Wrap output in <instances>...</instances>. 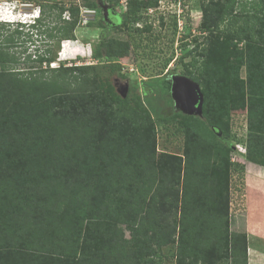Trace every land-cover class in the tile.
<instances>
[{
    "label": "trees",
    "instance_id": "trees-1",
    "mask_svg": "<svg viewBox=\"0 0 264 264\" xmlns=\"http://www.w3.org/2000/svg\"><path fill=\"white\" fill-rule=\"evenodd\" d=\"M79 1L41 4L36 25L0 40V264H247L245 219L231 231L230 176L241 168L226 145L186 125L182 153L157 162L148 113L116 110L131 100L100 91L97 62L49 68L50 42L74 41L81 9L97 8ZM159 2L126 0L122 24L149 32L146 12ZM200 9L201 43L183 57L201 62L198 77L187 75L206 127L236 138L234 117L246 115V139L236 141L264 168V0H203ZM32 30L46 49L14 52V36L37 42ZM127 48L101 36L91 57Z\"/></svg>",
    "mask_w": 264,
    "mask_h": 264
},
{
    "label": "rangeland",
    "instance_id": "rangeland-1",
    "mask_svg": "<svg viewBox=\"0 0 264 264\" xmlns=\"http://www.w3.org/2000/svg\"><path fill=\"white\" fill-rule=\"evenodd\" d=\"M57 0H0V17L3 20L12 21H28L30 15L36 13L37 6L41 4L51 3ZM64 1L66 6L70 1L77 3L79 0H58ZM97 8L91 12H81L80 23L75 31L74 41H64L57 45V41L50 42L51 50L56 53L55 62L49 65V68L58 66L69 67L71 65H94V73L97 75L100 83L98 84L100 91L107 92L111 88L114 93L120 98L126 97L131 100L128 104H115L116 110L123 112V109L128 106L135 109L139 113L146 111L154 126V139L156 145V160H160L164 155H180L184 146L183 131L186 125H197L214 137L216 141L226 145L230 149L229 161L230 164L237 163L240 169L231 171L230 176V215L235 217V226L231 231L239 230L242 217L246 214L243 209H247L252 201L250 192L257 193V187L263 185L261 178L264 174L256 171L252 163L249 164L244 158V145L237 142V138L226 137L206 127L202 116V110L198 113H184L176 107L175 100L172 97V87L175 78H188L187 72H191L192 76L198 77L201 71L200 59L192 52V56L183 57L187 52H191L195 43H201V4L203 0H160L158 7L152 9L148 17V24H151L149 32L135 33L125 28L122 24L121 15L126 11V0H94ZM243 1V0H242ZM110 6L119 16L112 17L109 14L107 18L116 24L110 25L105 20L102 24H98V20L103 18V11L100 6ZM14 7V8H13ZM13 8V9H12ZM7 16V18H6ZM65 18L67 14H64ZM162 17V24L159 22V17ZM27 23V22H26ZM8 25V26H6ZM1 38L13 34L15 29L20 28L18 22L5 24L2 26ZM225 25L222 26L224 28ZM46 29L42 27L40 31ZM23 32L27 29L23 26ZM31 40H37L34 45H30L27 36H14L17 46L12 50L16 53L23 52L25 47V55L33 54L35 49L45 50L44 34L39 36L33 32ZM37 35V36H35ZM204 35V34H203ZM103 36L105 39L117 41V43L128 45L127 54L107 59L100 52L99 60H92L91 54L94 50L99 53V40ZM196 39V42L193 41ZM20 43H24L20 44ZM182 44H186L182 47ZM30 45V46H29ZM242 47V43L239 44ZM118 50V49H117ZM192 57L196 58V62L192 61L190 66L185 68L184 65L191 61ZM24 60L23 57L20 59ZM31 67V66H28ZM32 67L39 69L38 65ZM19 68L27 70L25 65H20ZM45 68V64L41 66ZM242 78H244L242 73ZM125 91V96L122 93ZM237 128L245 127L244 119L239 117L235 119ZM238 129L236 130V132ZM242 136V132L238 133ZM237 140V141H236ZM255 169V171H254ZM255 187V190L248 189L250 185ZM256 195V194H255ZM252 201V202H251ZM251 202V203H250ZM242 208L243 211L240 212ZM255 225L262 228L263 224L255 222ZM124 238L131 237L129 231L123 226H119ZM250 228V227H249ZM247 237V264H262L260 262L251 261L252 256L263 254L264 257V241L261 240V230L257 227L246 230ZM228 264V263H227Z\"/></svg>",
    "mask_w": 264,
    "mask_h": 264
},
{
    "label": "water",
    "instance_id": "water-1",
    "mask_svg": "<svg viewBox=\"0 0 264 264\" xmlns=\"http://www.w3.org/2000/svg\"><path fill=\"white\" fill-rule=\"evenodd\" d=\"M103 11L104 19H107L110 6H100ZM110 14H114L110 12ZM120 21L119 16H116ZM125 96V91L122 97ZM172 97L175 100L176 107L184 113H198L202 107V94L196 83L186 78H175L172 87Z\"/></svg>",
    "mask_w": 264,
    "mask_h": 264
},
{
    "label": "crops",
    "instance_id": "crops-1",
    "mask_svg": "<svg viewBox=\"0 0 264 264\" xmlns=\"http://www.w3.org/2000/svg\"><path fill=\"white\" fill-rule=\"evenodd\" d=\"M242 73L244 76V70L242 71ZM239 117H242V119H244V122H245L246 115L239 116ZM239 117H234V119H237ZM249 164H251V163H249ZM252 165L256 169V171L258 170V172H261L262 174H264V168L263 167L255 165V164H252ZM255 169H254V171H255ZM261 180L263 182V185L260 188L257 187V190H256L257 193H255V191L250 192V196L252 197L251 198L252 201H254V200H258V201H255L254 203H251L252 202L251 201L250 202L251 205L248 206L247 209H243L244 212H241V211H243L241 208L240 212L243 214L244 213L246 214V216L243 217L245 219V223H246V230H248V232H249L250 229H254V227H256V228L258 227L261 230V240L264 241V177L261 178ZM253 185L251 184L248 189L255 190V187H253ZM259 220L263 224L262 228L255 225V222H259ZM247 252H248V248H247ZM256 259L258 262L264 264L263 254H258L257 256H252L251 261L254 262V261H256Z\"/></svg>",
    "mask_w": 264,
    "mask_h": 264
},
{
    "label": "clouds",
    "instance_id": "clouds-1",
    "mask_svg": "<svg viewBox=\"0 0 264 264\" xmlns=\"http://www.w3.org/2000/svg\"><path fill=\"white\" fill-rule=\"evenodd\" d=\"M14 8V7H13ZM12 8V9H13ZM37 11H36V13H34V14H31L30 15V19L28 20V21H25V22H22V21H12V22H9L10 20H3V19H1L0 20V23H2V24H12V23H16V22H18L19 24H20V26H22V29H23V26L27 29V31H28V29H30V27L32 26V25H36L37 24V20H39L40 19V17H41V10H40V7L39 6H37ZM6 18H7V16H6ZM67 19V18H66ZM27 22V23H26ZM32 32H35L34 30H32ZM34 36V35H33ZM36 36V35H35ZM52 64V63H51ZM56 68V67H55ZM239 132H242V136H237L236 138L238 139V140H240V139H246L245 138V134H246V121H245V127L242 129L241 127H240V131ZM238 132V133H239ZM244 146H245V144L244 143H242ZM244 154H245V152H244Z\"/></svg>",
    "mask_w": 264,
    "mask_h": 264
},
{
    "label": "built area",
    "instance_id": "built-area-1",
    "mask_svg": "<svg viewBox=\"0 0 264 264\" xmlns=\"http://www.w3.org/2000/svg\"><path fill=\"white\" fill-rule=\"evenodd\" d=\"M127 5V3L125 4V6ZM92 10H89V9H81V12H91ZM152 12V9H149L148 10V13L150 14ZM2 19V16L0 17V20ZM82 22V21H81ZM235 124H236V122H235ZM244 124H245V122H244ZM238 129V131L236 132V130ZM240 131V127L239 128H237V126H235L234 128H233V134H236V137L237 136H239L238 135V132ZM238 138V137H237ZM244 152H245V147H244Z\"/></svg>",
    "mask_w": 264,
    "mask_h": 264
},
{
    "label": "flooded vegetation",
    "instance_id": "flooded-vegetation-1",
    "mask_svg": "<svg viewBox=\"0 0 264 264\" xmlns=\"http://www.w3.org/2000/svg\"><path fill=\"white\" fill-rule=\"evenodd\" d=\"M110 9H111V11H109V14H110V12L114 13L112 17H116V16H118L112 7H110ZM109 14H108V16H110ZM111 15H112V14H111ZM104 20H105V22L108 21V23H109L110 25H114V26L116 25V24H113L108 18H107V19H104Z\"/></svg>",
    "mask_w": 264,
    "mask_h": 264
},
{
    "label": "bare ground",
    "instance_id": "bare-ground-1",
    "mask_svg": "<svg viewBox=\"0 0 264 264\" xmlns=\"http://www.w3.org/2000/svg\"><path fill=\"white\" fill-rule=\"evenodd\" d=\"M172 257V256H171ZM158 258V257H157ZM177 263V262H176Z\"/></svg>",
    "mask_w": 264,
    "mask_h": 264
}]
</instances>
